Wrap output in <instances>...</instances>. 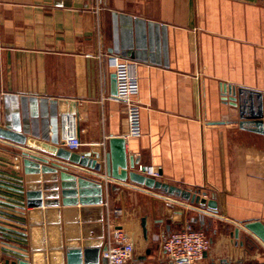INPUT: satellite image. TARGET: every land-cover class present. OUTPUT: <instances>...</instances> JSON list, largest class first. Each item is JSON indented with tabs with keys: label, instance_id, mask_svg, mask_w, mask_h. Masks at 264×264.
Returning a JSON list of instances; mask_svg holds the SVG:
<instances>
[{
	"label": "crops",
	"instance_id": "crops-1",
	"mask_svg": "<svg viewBox=\"0 0 264 264\" xmlns=\"http://www.w3.org/2000/svg\"><path fill=\"white\" fill-rule=\"evenodd\" d=\"M112 58L138 76L139 135L112 93ZM240 90L248 101L264 93L263 0H0V171L24 176L29 149L11 135L61 141L70 115L84 143L77 152L125 137L136 170L155 167L157 179L206 198L79 168L102 183V203L124 210L120 223L144 250L135 264L147 250L165 257L168 235L188 226L211 233L209 264L264 263V242L245 228L264 222V133L255 130L264 117H241ZM72 102L76 113H58Z\"/></svg>",
	"mask_w": 264,
	"mask_h": 264
},
{
	"label": "water",
	"instance_id": "water-1",
	"mask_svg": "<svg viewBox=\"0 0 264 264\" xmlns=\"http://www.w3.org/2000/svg\"><path fill=\"white\" fill-rule=\"evenodd\" d=\"M117 88L116 74L113 73L112 93L116 94ZM242 92L240 90L241 117H264V93H255L256 96H251L248 101ZM53 103L59 105L65 101L53 100ZM71 106L69 110L58 109V113H76L73 102ZM246 107L250 112L245 110ZM255 130L264 133L261 128ZM10 137L29 150L21 152L24 176L12 189L18 197L13 208L15 225L6 230L1 246L7 264H101L102 251L107 247L102 203L104 190L101 182L78 173L79 168L103 172L115 180H129L176 193L192 202H207L197 193L192 194L190 190L177 188L136 170L135 157L129 155L127 140L122 136L110 137L109 149L105 152L90 149L81 153L64 147L55 135L43 134L41 139L24 134ZM208 205L217 208L213 199ZM142 226L144 238L148 240L145 217ZM245 228L264 242V222L252 220L246 222ZM239 232L240 228H236L237 235ZM150 253L151 250H147L146 254L140 255L139 264H143ZM220 264L234 263L222 258Z\"/></svg>",
	"mask_w": 264,
	"mask_h": 264
},
{
	"label": "built area",
	"instance_id": "built-area-1",
	"mask_svg": "<svg viewBox=\"0 0 264 264\" xmlns=\"http://www.w3.org/2000/svg\"><path fill=\"white\" fill-rule=\"evenodd\" d=\"M110 61L111 67L115 69L118 86L114 97L126 104L129 133L139 135L141 132L140 104L134 100V96L139 91L138 76L128 60L112 58ZM62 126L61 144L71 151L80 150L84 143L78 133L76 118L70 115L63 117ZM141 171L151 177L158 178L160 176L159 170L155 167L144 166ZM21 179L22 176L16 172L5 174L0 171V264H7L1 246L6 230L15 225V210L13 208L18 197L12 189L20 183ZM103 205L106 208L104 222L107 247L102 251L101 264H129L135 256V244L120 223L124 210L111 207L108 200L103 202ZM210 241L203 230L192 226L170 233L163 245L165 264H175L176 262L196 264L205 257V253L210 247Z\"/></svg>",
	"mask_w": 264,
	"mask_h": 264
},
{
	"label": "rangeland",
	"instance_id": "rangeland-1",
	"mask_svg": "<svg viewBox=\"0 0 264 264\" xmlns=\"http://www.w3.org/2000/svg\"><path fill=\"white\" fill-rule=\"evenodd\" d=\"M200 230H203L206 233V235L208 236V238L211 240V233L207 232V230H204V229H200ZM154 241L155 240H153V242ZM211 247H212V241H210L209 250ZM143 251H144L143 246H141L139 249L137 248L135 251L134 259L129 264L138 263L137 254L144 253ZM207 262L208 261H205L203 258L202 260L198 261L197 264H209L210 263V262L209 263H207ZM142 263L143 264H165V257H163V255L160 252L153 251L147 256V259L145 261H143ZM216 264H220V263L217 261ZM248 264H256V262L251 261Z\"/></svg>",
	"mask_w": 264,
	"mask_h": 264
}]
</instances>
